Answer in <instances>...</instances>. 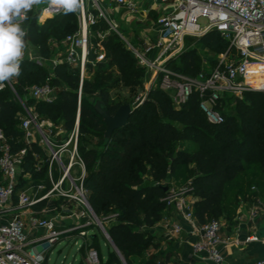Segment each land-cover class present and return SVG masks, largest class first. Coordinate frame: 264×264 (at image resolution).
Here are the masks:
<instances>
[{
    "label": "trees",
    "instance_id": "obj_1",
    "mask_svg": "<svg viewBox=\"0 0 264 264\" xmlns=\"http://www.w3.org/2000/svg\"><path fill=\"white\" fill-rule=\"evenodd\" d=\"M40 15L39 9L29 12L24 27L30 42L49 58L52 43L76 32L78 19L76 13L65 15L61 11L41 23ZM152 15L156 17L153 12ZM107 29L108 24L102 19L91 26V41L95 47L99 44L103 47L106 58L96 64L93 76L84 80L80 105L79 71L65 62L48 68L25 58L21 75L13 78V86L18 95H26L27 105L33 106L39 115L63 124L66 130L63 140L74 128L80 109L79 150L86 163L84 187L89 204L128 264H136L139 258L140 264H161L159 255H146L151 247H157L146 227L154 226L170 209L165 200L168 190L160 187V183H167L170 188L173 179L190 181V193L195 196L193 213L200 224L219 217L229 218L243 192V182H237L247 171L255 170L264 186V91H247L243 97L226 94L220 103L224 121L212 123L201 109L196 92L177 107L169 93L154 85L135 107L128 123L107 138L106 122L97 112L95 102L103 100L110 112L115 113L125 102L115 101L112 90L125 86L132 91L143 85L147 70L118 34L111 32L103 40L98 37V32ZM200 40L216 52H223L228 45L216 31L206 33ZM96 55L93 49L90 58L95 59ZM182 55V66L173 67V60L167 64L179 73L196 75L215 64L198 68L193 51ZM108 67H115L119 76L108 73ZM46 83L56 88L51 102L27 95L29 85ZM21 110L10 87L0 91V129L14 151L22 147L18 116ZM86 136L97 141L90 144V140H85L89 146H81ZM31 153L23 169L38 175L32 168ZM86 229L95 230L89 246L98 251L101 264H107L109 255L103 261L98 249V242L104 240L99 226L92 224ZM108 250L117 253L112 244Z\"/></svg>",
    "mask_w": 264,
    "mask_h": 264
},
{
    "label": "built area",
    "instance_id": "obj_2",
    "mask_svg": "<svg viewBox=\"0 0 264 264\" xmlns=\"http://www.w3.org/2000/svg\"><path fill=\"white\" fill-rule=\"evenodd\" d=\"M143 2H151L149 11L157 10L153 4L158 2L167 7L153 20L155 36L144 39V43L138 46L120 32L115 8H125L129 14H136L144 7ZM107 3H112V6ZM36 9L41 12L40 20L63 11L49 7L47 3L41 9L34 6L32 10ZM76 15L78 29L62 40L63 53L59 60L54 61V66L65 62L78 69L79 105L84 80L89 78V65L106 58L103 47L99 44L100 48H97L91 41V26L100 19L108 24L106 32L97 33L101 40L111 32L118 34L139 63L153 70L147 90L158 85L170 94L177 107L185 104L196 92L201 109L212 123L224 121L220 103L226 94L242 96L247 91H264V76H258L253 69L256 65H264V0H84L83 8ZM24 29L28 33L27 28ZM211 31L218 32L230 45L229 49L236 50V54L229 56L228 49L212 67L202 69L196 75L176 72L167 65L168 60L176 57L185 47L187 37L200 38ZM93 49L97 53L94 60L90 58ZM252 79L256 81L255 85L251 83ZM12 80L4 82L0 91L7 86L15 90ZM30 96L51 102L55 98V91L49 83L35 85ZM142 100L143 96L138 97L135 105ZM79 110L74 128L58 143L50 140L35 108L25 104L24 111L18 114L23 133L22 147L14 151L10 140L0 129V264H44L45 251L71 234L77 233L89 242L91 237L86 228L97 220L90 210L88 192L84 187L86 163L79 150ZM36 135L38 140L35 139ZM37 148H44L49 154L47 184L41 181L34 184L29 173L23 169L28 153L35 155ZM75 168L78 169L77 175L73 173ZM22 172H25L23 178ZM21 182L24 184L21 185ZM189 191V186L178 191L170 189L165 198L167 205L174 207L197 234L198 238L193 244L195 255L215 264H227L220 247L230 238L222 235V225L218 219L203 224L196 220L193 200L187 196ZM51 197L60 204L54 203L48 208ZM71 202L87 211L86 214L83 211L78 213L80 218L86 220L59 231V221L65 218L66 213L76 215L68 206ZM53 211L59 212L58 215L51 216L50 212ZM258 214L259 205L255 204L250 209V216L255 219ZM166 223L167 232L173 236L183 231L181 223L169 218H166ZM252 238H255L254 235ZM234 241L240 243L239 240ZM42 244L44 249L40 251L38 247ZM88 262L101 264L95 248L90 247ZM263 263L258 261L253 264Z\"/></svg>",
    "mask_w": 264,
    "mask_h": 264
},
{
    "label": "rangeland",
    "instance_id": "obj_3",
    "mask_svg": "<svg viewBox=\"0 0 264 264\" xmlns=\"http://www.w3.org/2000/svg\"><path fill=\"white\" fill-rule=\"evenodd\" d=\"M158 4L160 5V9L163 8L162 4L160 2H158ZM44 5H46L45 3H42L41 5H38V8H42ZM106 5H110L112 6V3H107ZM164 5V4H163ZM152 12H154L153 10L150 13V16L148 15L147 17L143 18L141 13H136V14H129L126 9L124 11H120L118 18L120 19V28L123 36H125L127 38V40L129 39V41H132L134 44L140 46L141 43L144 41V39L147 38H151L153 36V29H151V18H153ZM126 13H128L129 15H127ZM125 44L126 41L124 39H122ZM26 42H27V48H26V57L25 58H29L32 60L37 61L38 63L48 67V68H52L54 67V61L55 60H59L60 57L62 56L63 53V46H62V41L60 42H53L52 43V47H53V52L52 55L49 58L44 57L39 50L30 42V40L28 39V37H26ZM51 42V41H50ZM97 48H100V46ZM230 48V45L228 44L226 47V50H224L223 52H216L210 48H208L201 40L200 38H193V39H185V47L177 54L176 57L170 59L173 60L172 66H182L183 63V52L185 53V51H193L196 59H197V64H198V68H203L206 67L208 65H212V63L216 62L218 60V58L220 57V55L224 52H226L228 49ZM143 49V47H142ZM230 51V55H235L236 54V50L234 48L229 49ZM182 55V56H181ZM96 58V56H95ZM94 60V59H93ZM170 60H168V62H170ZM167 62V64H168ZM97 64V62H96ZM94 64H90L88 67V76L89 78H91L93 76V70L97 65ZM91 67V69H90ZM172 69V67H171ZM254 70H256V73L258 76H264V65H256L253 67ZM117 69L115 67H108L107 68V72L108 73H112L114 76H119L117 71ZM177 72V71H176ZM153 75V70L147 69L146 70V79L143 85L135 88L134 90L131 91L130 87H125V86H117L116 88H114L112 90V96L113 99L116 100H122L125 103L124 104H131L132 106H135V102L137 100L138 97H142L143 96V100L146 98L148 91L150 90L151 87H149V90H147L148 86H149V81L151 76ZM255 75V74H254ZM255 80H251V83L255 85ZM12 84H13V80H12ZM36 84L33 85H29L26 90H27V95L30 96L31 90L32 88L35 86ZM50 85L52 86V88L54 89V91H56V88L53 86V84L50 83ZM14 87V86H13ZM10 89L13 91V93L15 94L17 100L19 101L22 110L20 111L23 112L24 111V104L27 105L26 103V95H18V93L16 92V90H13L11 87ZM244 94H242L243 97ZM140 104V103H139ZM138 105V104H137ZM136 105V106H137ZM29 106V105H28ZM39 121L40 123L43 125V128L45 129L46 133L48 134L50 140H52L53 142H60V140H63V137L66 133V130L63 126L62 123H56L55 121H53L52 119H50L47 116H43V115H39ZM35 139L38 140L39 137L36 135ZM85 140H90V144H94L97 139H95L94 137L91 136H86L84 137V142L81 140V146L83 145H87L89 146L88 143H85ZM187 143H185L186 145ZM36 154L33 155V153H31V159L30 161L32 162V168L34 170H36V172L40 173L38 175H35L33 172H27L29 173V175L32 178V181L34 184H36L37 182H43L45 184H47V178H48V171H47V160L49 158V154L46 151V149L42 148H37L35 149ZM66 157V155H65ZM65 159V158H64ZM57 167V164L56 166ZM40 168V169H39ZM252 171V172H251ZM253 172H255V170H250L247 171V173H249L250 175H247V173L242 177V179L240 178L238 180V184H241L240 182H243V190L246 189V196L249 199H252L255 195L258 194V188L261 184L262 178L261 176L256 173L253 174ZM25 172L21 173V177L23 178L22 175H24ZM74 175L78 174V169L75 168L74 170ZM57 174V173H56ZM29 175L26 177L28 178ZM250 176V177H249ZM248 178V180H247ZM22 181V179H21ZM24 183L21 182V185H23ZM167 184V183H166ZM259 185V186H258ZM184 186H189L190 188V181L188 182H177L175 179H173L172 181H170V188L168 189V191H170V189H174L176 191L180 190L182 187ZM49 187V186H48ZM261 187V186H260ZM260 189V188H259ZM189 198L191 200H195V196L190 193H188ZM54 197L50 198V205L48 206L51 207L54 205ZM240 198L237 197V205L239 204ZM84 212V214L87 213V211L84 208H81ZM235 210H230V216L229 218H225V217H219L218 220L222 223L223 221L225 222H230L233 221L234 216H235ZM59 212L53 211L50 212L51 216H57ZM44 215V213H42ZM86 219H84L82 222L84 223ZM100 221L102 222V220L100 219ZM79 224H82L81 222ZM94 224H97V222H95ZM103 224V222H102ZM98 225V224H97ZM99 226V225H98ZM105 230L106 226L103 224ZM67 227H58L59 231H65ZM149 228L151 227H146V230L149 231ZM100 229V233L102 235L103 233V238L105 241H107L108 246H110L111 242L109 241V239L106 236V233L104 232V230L99 226ZM96 234L95 230H89L88 236H92ZM150 236H154L155 239H157L156 235H153V233L150 231L149 232ZM106 237V238H105ZM163 237L165 239H168L170 241L176 239V236H173L171 234H169L167 232V229H165L164 233H163ZM102 238L101 240L98 242V249L100 251L101 256L103 257V261H106L108 255H109V261L107 262V264H125L123 262V259L121 258L120 254L115 253H109L108 250V246L106 244V242L104 241ZM109 241V242H108ZM91 246V242L89 240L86 241V239L80 235L76 234H71L69 237H63L59 242H57L53 247L47 249L45 251V256H46V260L44 262V264H89L88 262V254H89V249ZM38 249L40 251H43L44 249V244L40 245L38 247ZM151 249V248H150ZM150 249L147 251L146 255L148 256V254H150ZM124 258V257H123ZM125 260V258H124ZM141 258H139L138 260H135L136 264H140L141 262ZM126 264L127 261L125 260Z\"/></svg>",
    "mask_w": 264,
    "mask_h": 264
},
{
    "label": "crops",
    "instance_id": "obj_4",
    "mask_svg": "<svg viewBox=\"0 0 264 264\" xmlns=\"http://www.w3.org/2000/svg\"><path fill=\"white\" fill-rule=\"evenodd\" d=\"M150 4L151 2L142 4L144 7H142L139 13H141L143 18L148 15L150 16L152 11H149L150 8L148 6H150ZM153 5L158 8L157 10L153 9V14L156 17L164 10V7H167L162 4L163 8L160 9V5L158 3ZM124 10L125 8H115V17L117 18L119 25L120 19L118 18V15L120 11ZM126 14L129 15L128 13ZM156 17L151 18V29L154 31L153 36H155L153 20ZM46 19L47 18L43 20L39 19V22L43 23ZM142 43H144V41ZM244 175L240 178L242 179ZM260 186V189L258 188V194L252 199L247 198L246 189H242L243 192L239 195L240 201L237 205L233 221H223L221 223L222 235L225 238H230V241L224 243L220 247L221 253L227 264H253L258 261H264V186ZM54 203L58 205L60 204V202ZM255 204L259 205V214L257 218L253 219L250 216V209ZM68 206L71 210L76 212V215L72 216V214L68 215L66 213L65 218L59 221L60 227H69L74 223H82L85 219L78 216V213L82 210L81 208L76 207L72 202L68 203ZM166 218H169L173 222L181 223L183 226L181 234L176 236L177 238L172 241L163 237V233L167 225ZM150 231L153 235L157 236V239H155L157 247H151L150 254L159 255L158 261L161 262V264H215L212 261L202 259L195 255L193 244L197 240L198 236L194 232L191 224L185 220L174 207H170L167 214L154 226L149 228V232ZM253 235L255 238H252ZM250 237L251 239H249ZM234 240H239L240 243L237 244Z\"/></svg>",
    "mask_w": 264,
    "mask_h": 264
},
{
    "label": "clouds",
    "instance_id": "obj_5",
    "mask_svg": "<svg viewBox=\"0 0 264 264\" xmlns=\"http://www.w3.org/2000/svg\"><path fill=\"white\" fill-rule=\"evenodd\" d=\"M45 2L62 9L65 15L77 13L84 6V0H0V88L21 75L27 48V33L22 25L33 7Z\"/></svg>",
    "mask_w": 264,
    "mask_h": 264
},
{
    "label": "water",
    "instance_id": "obj_6",
    "mask_svg": "<svg viewBox=\"0 0 264 264\" xmlns=\"http://www.w3.org/2000/svg\"><path fill=\"white\" fill-rule=\"evenodd\" d=\"M135 107L136 105L132 106L131 104H123L117 109L115 113H111L110 110L108 109L107 104L103 100H97L95 102V108L106 122L105 137L107 138L111 137V135L115 130L124 127L128 123L129 118L133 113ZM159 186L162 187L165 191L168 190V184L166 183H160ZM89 206H90V210L92 211V213L94 214L97 220V224L104 230L113 248L117 251L118 254H120L121 258L123 259V262L126 264L123 256L115 246L114 242L111 240L109 233L107 232V230H105L102 222L100 221V219L98 218V216L96 215L90 204Z\"/></svg>",
    "mask_w": 264,
    "mask_h": 264
}]
</instances>
